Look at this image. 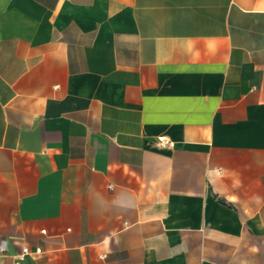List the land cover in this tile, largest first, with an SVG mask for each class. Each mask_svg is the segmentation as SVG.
<instances>
[{
    "label": "crops",
    "instance_id": "crops-1",
    "mask_svg": "<svg viewBox=\"0 0 264 264\" xmlns=\"http://www.w3.org/2000/svg\"><path fill=\"white\" fill-rule=\"evenodd\" d=\"M2 240L264 264V0H0Z\"/></svg>",
    "mask_w": 264,
    "mask_h": 264
},
{
    "label": "built area",
    "instance_id": "built-area-1",
    "mask_svg": "<svg viewBox=\"0 0 264 264\" xmlns=\"http://www.w3.org/2000/svg\"><path fill=\"white\" fill-rule=\"evenodd\" d=\"M161 140H162V142L164 141V139H161ZM43 232H45V231H43ZM6 245H7L6 240L0 241V253L5 251ZM34 251L36 253H40L42 251V248L37 247ZM31 252H32V249L28 245L24 246L22 248L21 252L17 255L15 264H23V261H24L26 255L31 253Z\"/></svg>",
    "mask_w": 264,
    "mask_h": 264
}]
</instances>
